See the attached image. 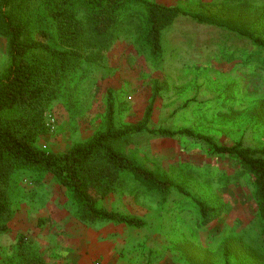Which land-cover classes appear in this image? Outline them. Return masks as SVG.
I'll list each match as a JSON object with an SVG mask.
<instances>
[{
	"label": "rangeland",
	"instance_id": "rangeland-1",
	"mask_svg": "<svg viewBox=\"0 0 264 264\" xmlns=\"http://www.w3.org/2000/svg\"><path fill=\"white\" fill-rule=\"evenodd\" d=\"M150 1L215 16L217 25L178 17L164 33L161 59H151L148 51L130 45L122 47L120 38L74 85L76 101L65 95L53 105L46 119L49 134L39 143L42 150L60 154L104 130L108 94L117 128L143 121L157 85L161 90L149 118L152 127L190 129L220 145L264 148V49L235 31L242 27L264 40V0ZM9 10L27 24L32 38L53 42L43 35L53 27L46 0H15ZM128 21L124 19V27ZM9 64L6 41L0 37V75ZM115 146L136 164L179 184L211 208L214 217L203 224L191 197L174 189L159 195L122 174L116 185L123 198L115 200L114 196L108 206L145 221L143 228L122 227L138 231L126 260L135 264H264V220L251 178L233 158L214 155L202 142L186 136L132 135ZM13 181V216L7 222L8 233L0 235V264L19 237L33 243L40 209L45 208L49 193H56L54 185L60 188L61 201L74 200L70 191L47 174L20 173ZM95 226L107 229L109 225ZM91 264L104 263L92 258Z\"/></svg>",
	"mask_w": 264,
	"mask_h": 264
},
{
	"label": "trees",
	"instance_id": "trees-1",
	"mask_svg": "<svg viewBox=\"0 0 264 264\" xmlns=\"http://www.w3.org/2000/svg\"><path fill=\"white\" fill-rule=\"evenodd\" d=\"M13 1L0 0V37L6 41L10 59L9 66L0 75V235L9 231L7 222L13 216L10 189L20 173L54 177L71 192L79 210L78 219L84 223L143 225L138 218L96 207V198L109 195L121 173L130 174L140 185L159 195L174 189L191 197L179 184L137 165L115 146L116 142L136 134L164 138L186 136L202 142L214 155L233 158L250 176L259 216L264 220V148L240 143L220 145L213 138L190 129L173 131L152 127L149 118L161 90L158 85L143 121L117 128L112 98L108 94L104 130L60 154L44 152L39 144L40 139L49 134L46 119L53 105L65 95L76 101L74 85L84 78L87 67L103 59L120 38L122 47L130 45L144 53L148 51L151 59H161L164 33L175 19L184 16L200 24L217 25L215 16L191 14L150 0H46L53 27L52 35H43L51 38L53 42L49 43L31 37L27 24L9 10ZM125 18L129 19L126 27L123 26ZM235 31L264 49V40L251 31L242 27ZM191 199L198 207L203 224L214 218L210 215L211 208ZM227 255L225 250L224 257ZM3 262L47 264L24 237L15 240Z\"/></svg>",
	"mask_w": 264,
	"mask_h": 264
},
{
	"label": "crops",
	"instance_id": "crops-1",
	"mask_svg": "<svg viewBox=\"0 0 264 264\" xmlns=\"http://www.w3.org/2000/svg\"><path fill=\"white\" fill-rule=\"evenodd\" d=\"M156 137L160 139H170L159 136ZM122 174L127 173H121L119 177H121ZM118 181L119 179L116 183H118ZM58 185L63 188L59 183ZM115 186L116 187L109 195L96 200V207L126 217L138 218L143 221V225L136 227L118 222L105 221L84 223L78 219L77 213L79 210H75L74 208L77 206L76 202L73 200L71 203L66 204L67 202L61 201L60 188L54 185L53 189L56 193H49L50 195L47 196L48 201H46V206L44 209H40V214L38 216L39 220H41L40 225L38 224L39 230H35L32 233V244L47 264H91L92 258L98 259L104 264H135L132 260L130 262L126 260V253L133 249L138 231L122 230V227L143 228L145 226V221L142 217L118 212L117 210L120 209L119 207H114L115 209H113V207L110 208L108 206L109 202L113 201L114 196H117L115 200L123 198L122 196L120 197V192L117 189L118 185L115 184ZM99 223H104V225L109 226H105L107 229L95 226L99 225Z\"/></svg>",
	"mask_w": 264,
	"mask_h": 264
}]
</instances>
